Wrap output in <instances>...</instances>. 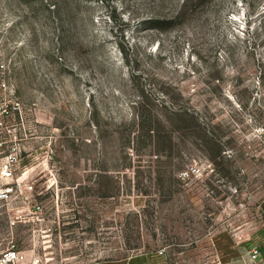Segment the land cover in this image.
<instances>
[{
	"label": "rangeland",
	"instance_id": "1",
	"mask_svg": "<svg viewBox=\"0 0 264 264\" xmlns=\"http://www.w3.org/2000/svg\"><path fill=\"white\" fill-rule=\"evenodd\" d=\"M2 84L0 252L233 264L264 226V0H0Z\"/></svg>",
	"mask_w": 264,
	"mask_h": 264
},
{
	"label": "built area",
	"instance_id": "2",
	"mask_svg": "<svg viewBox=\"0 0 264 264\" xmlns=\"http://www.w3.org/2000/svg\"><path fill=\"white\" fill-rule=\"evenodd\" d=\"M3 87L0 86V100L4 99V90L5 84H2ZM7 108H5V112L7 114L13 113L14 110L20 109V103L17 101H7ZM11 106V107H10ZM10 109V110H9ZM1 125L3 122L0 123ZM5 142L0 138V179H9L14 176L15 170L18 168L20 164V153L18 147H13L8 152H5L3 149ZM186 174H189L186 172ZM21 183H16V186H20ZM15 187L10 185L8 187L0 186V203L9 201L11 194L13 193ZM39 209V207H37ZM23 214L21 211H18L14 216L10 217L9 225L10 227H15L19 223L26 222L23 219ZM260 251L257 247H254L251 250V258L255 260ZM0 264H49V261L44 255L40 252H36V249L32 250H22L19 249L15 244H12L6 250L0 252ZM204 264H228L222 261V259L218 256L209 259Z\"/></svg>",
	"mask_w": 264,
	"mask_h": 264
},
{
	"label": "crops",
	"instance_id": "3",
	"mask_svg": "<svg viewBox=\"0 0 264 264\" xmlns=\"http://www.w3.org/2000/svg\"><path fill=\"white\" fill-rule=\"evenodd\" d=\"M249 240L244 253L240 258L234 259L233 264H264V226L255 231ZM254 247L260 251L255 260L251 258V250ZM143 264H147L146 261Z\"/></svg>",
	"mask_w": 264,
	"mask_h": 264
}]
</instances>
